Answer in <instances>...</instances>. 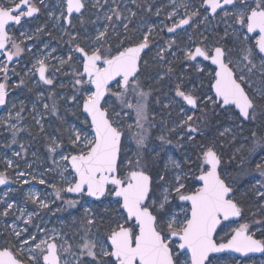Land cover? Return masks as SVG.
Returning <instances> with one entry per match:
<instances>
[{"label":"snow or ice","instance_id":"snow-or-ice-1","mask_svg":"<svg viewBox=\"0 0 264 264\" xmlns=\"http://www.w3.org/2000/svg\"><path fill=\"white\" fill-rule=\"evenodd\" d=\"M129 3L138 10L142 7L140 0H55L51 6L45 0H0V107L7 109L0 128L11 133L13 144L25 130L18 124L26 106L20 101L17 109L10 92L28 84L20 78L10 87L12 76H19L10 65L32 48L21 47L10 32L35 18L43 6L66 53L55 55L57 49L51 48L36 56L25 72L29 79L37 78V86L40 82L49 86L47 97L44 92L36 94L43 111H38L37 103L31 111L46 139L50 164L32 180L53 188L58 200L69 193L91 198L89 205L108 201L102 215L91 206L83 207V215L72 222L71 238L38 225L35 233L30 231L38 210L50 207L38 193L27 194V201L36 205L31 212L3 201L0 216L16 210V219L25 227L13 223L8 226L10 234H2L0 264H219L214 254H264V220H244L228 171L235 164V171L243 172L254 163L256 195L264 200V132L252 130L251 143L237 147L227 162L219 140L205 135L209 113L227 112L238 122H255L258 111L264 113V0H199L198 5L172 0L174 10L167 17L172 26L167 31L176 34L189 26L193 33L183 47L172 39L158 48L153 57L157 70L146 77L147 84L142 76L150 66L144 54L151 50L155 28L137 26V11ZM91 9L97 13L91 21L93 31L81 33L73 24L74 14L83 26ZM155 14L159 16L160 9ZM201 25L210 36L200 31ZM46 27H38L36 33ZM197 35L199 39H194ZM20 36L36 38L26 31ZM49 48L44 44V49ZM58 73L70 76V96L55 91ZM163 81L172 85V96L163 107L179 105L178 119L170 123L157 121L153 108L161 103L154 85ZM46 113L57 119L55 133L44 127ZM69 113L79 126L67 119ZM217 135L236 139L230 128L217 130ZM27 151L21 144L14 155L23 158ZM5 163L0 185L10 183L7 169L15 171L20 183H29L23 178L30 173L18 170L11 159ZM47 173H55L59 184L45 179ZM63 202L67 208L80 203L78 199ZM225 222L236 224L225 232L227 239L218 234Z\"/></svg>","mask_w":264,"mask_h":264},{"label":"rangeland","instance_id":"rangeland-1","mask_svg":"<svg viewBox=\"0 0 264 264\" xmlns=\"http://www.w3.org/2000/svg\"><path fill=\"white\" fill-rule=\"evenodd\" d=\"M18 2V0H17ZM103 3V0H101ZM142 7L141 9H136L134 5L131 3L128 4V7L132 8L134 11H137V17L135 18V22L137 26L143 24L147 27L154 26L155 28V36L154 41L151 47V50L146 52L145 59L149 62V69L150 73H145V76H142V79L145 80V83H149L146 79L147 76L154 75L155 71L157 70V65L153 61V57L155 56L156 51L159 47H162L166 44L167 41L175 39L177 44L180 47H183L185 43H190L188 37L193 33V28L189 26H185L187 31L184 30H177L176 34L169 33L167 31V27H171L172 23L167 19L168 14L172 12L173 4L172 0H140ZM190 3L198 5L199 0H189ZM46 4L55 3V0H45ZM120 3V0H118ZM179 0H177V4ZM151 7V12H146L144 9L146 7ZM41 13L38 14L35 18H30L28 20H24L22 25L14 26L11 30L10 34L14 35L16 42L21 45V47L29 46L32 48L31 52L25 51L21 54L20 57L15 58L14 62L10 65V67L15 68L16 72L19 73V76H12L9 84L11 85L18 83L20 78H23L27 81L28 87L24 88H11V100L17 104V109L19 108L20 101H23L26 110L22 113L24 120L18 124V127H22L25 130L20 132L16 137L17 143L13 144L11 133L4 128H0V172L6 170V163L7 159H11L15 162V164L19 165L20 171H24L25 173H30L31 175H26L23 179H27L29 181L28 184L20 183L16 177V173L13 169H7V173L9 176L10 184L7 185H0V212L4 210V203L3 201L7 200V202H15L18 208H24L26 211L31 212L36 209V205L32 204L31 202L27 201V194L29 192H35L40 195L42 199H45L49 202V209H39V214L34 217L33 225L28 226L30 231L36 232V226L38 225L42 229L52 230L56 229L57 232L63 231L66 232L69 237H73L75 233V227L73 226V220L78 219L83 215V207L91 206L93 207L94 211L98 215H102L104 212L105 206L108 204V201L105 204H92L89 205V201L91 198H80L77 195H72L69 193H62V200H58L55 197V193L53 188L48 187L46 185H41L36 180H32V175H36L37 177L43 172L44 168L47 164H50V160L47 158V151H46V139L44 134L39 133L38 126H36L35 121L33 120V116L36 113L31 111L33 103H37L38 111H43L42 104L36 101V94L39 92H44L45 97L48 94V87L43 85L42 82L39 83L37 86V78L29 79L28 76L25 75V72L31 68L32 63L34 62L36 56L41 55L43 52L50 50L51 48H56L57 52L55 55H64L66 53V45L59 39L60 32L52 27V22L49 21L47 17V10L41 6ZM156 9H160V15L157 16ZM103 9L100 11V15L103 14ZM180 14L183 15L184 9L181 8ZM96 10L91 9L89 12L85 13V23L83 26L80 24V18L78 14H74L73 24L76 25V30L81 31L83 33L84 29H88L89 32L93 31V25L91 23L92 20L95 19ZM180 17H176L178 20ZM47 24L45 31L37 34L36 29L38 27H42ZM215 24V21H213ZM99 26V25H97ZM223 28L224 25L220 24L219 26V34L223 36ZM21 31H26L29 35H35V39L25 40L23 37L20 36ZM200 31L204 32V35L210 36V31H205L203 25L200 26ZM49 32L51 35H49ZM194 39H199V36H194ZM44 44H49V49H44ZM231 46V45H229ZM176 49L174 48L173 51ZM179 54V53H178ZM169 59H173L171 56L168 57ZM3 59V57H0ZM52 63H56L53 61ZM206 63V62H205ZM178 67L177 71H181ZM174 79V78H173ZM199 82V80H197ZM63 83L65 87L61 88L59 85ZM199 84V83H198ZM56 88L55 91L61 96H70L72 94V88L70 84V76L57 74L56 76ZM156 88L159 89L156 96L160 98L161 103L159 105H153L154 111L156 113L157 121H167L171 122L173 120L178 119V115L174 116L169 119L170 115H176L179 111V105L172 106L171 108L165 109L163 107L164 104L168 103V98L172 96V92L170 91L172 85L168 81L160 82L159 84L154 85ZM191 87V85H189ZM28 88H32L33 91H29ZM45 102H49L45 100ZM61 104L63 102L61 101ZM7 108H11V103L8 104ZM63 110V109H62ZM7 109L3 107L0 110V117H6ZM260 115H264V113H260L258 111L257 119H259ZM67 119L70 122H74L79 126L80 121L74 120L71 113H69ZM231 123L224 128H230L233 130L236 139L232 140V136L229 135L227 139L230 142H236L237 139L240 144L237 146L239 147L241 144L247 145L243 143L246 137L240 136L243 129L240 127L241 122L236 120L235 115H231L230 117ZM15 123V121H14ZM44 127L48 133H55L57 127H59L56 117L51 116L49 114H45V118L43 120ZM239 124V126H237ZM223 128V129H224ZM223 131V130H222ZM39 133V134H38ZM23 144L25 148H27V153L23 154V158H18L14 155L15 152L20 151V145ZM237 147L232 148V152L235 151ZM33 153H36V156L33 157ZM233 154V153H232ZM231 154V155H232ZM177 158H179L180 153L177 151L175 153ZM230 155V156H231ZM33 157V158H31ZM37 157L40 159L37 160ZM253 160H258L256 157H251ZM31 164V168L27 165ZM233 171H230L234 177L235 184H241L242 188L240 189V194L243 197L249 195L250 200L252 202L246 203L243 208H247L248 216L244 218L247 221L253 220H264V208H261V204H264V200L259 198L256 195V188L254 187L255 184V176L254 173V163L251 168L245 167L243 172L235 171V164ZM45 179L49 180L51 183L59 184V178L55 175V173H47L45 175ZM11 188L13 191L9 192L8 189ZM264 190V189H262ZM7 193V195H5ZM69 199H78L80 201L79 204L75 208H67L63 201ZM111 198H109V201ZM58 209H60L58 211ZM255 213V215H253ZM19 216V212L14 210L9 214L7 217L0 216V243H4V237L2 234L6 232V234H10L11 228L8 227L15 223L18 228H23L25 225L23 224L22 220H17L16 217ZM235 223L225 222L221 225L220 229L218 230V234L221 237H225V232L229 230V227H235ZM255 227H259V225H255ZM43 235V233H40ZM259 236V232H257V237ZM227 239V237H225ZM215 257L219 258V264H235L236 261H239L240 264H264V254L261 255H251L247 257H242L234 252H226L221 253L218 255H214Z\"/></svg>","mask_w":264,"mask_h":264},{"label":"flooded vegetation","instance_id":"flooded-vegetation-1","mask_svg":"<svg viewBox=\"0 0 264 264\" xmlns=\"http://www.w3.org/2000/svg\"><path fill=\"white\" fill-rule=\"evenodd\" d=\"M147 51L148 50H146V52ZM144 56H146V53L144 54ZM147 72L150 73V71H147ZM193 83L198 84L199 82H197V80L194 79ZM156 94H157V92H156ZM231 115L232 114H230V113L220 112V111H218L215 115H213L212 113H209V116H208L209 124H208V127L205 128V135L206 136H209V137L215 136L219 140L220 144L222 145L223 157H224V160L226 162L229 160L230 155L233 153L232 148L237 147L241 142L237 139V141L233 143V142H230L227 138H220L217 135V130L222 131L224 127H227V125H229L231 123V119H230ZM173 116H174V118H176L175 116H177V114L176 115L175 114L169 115V117H170L169 119H171ZM240 127L243 129L240 136L246 137V139H244V141H242V142L246 143L248 145L251 143V131L252 130L257 129L259 131L264 132V115H260L259 119H257L255 122L243 121V122H241ZM198 139H199V137H198ZM33 157H31V158H33ZM258 158L259 157H256V159H258ZM228 169L230 171H233L234 165H231ZM235 185H236V199L240 201L241 206L243 208V206L246 203H248V202L250 203V202H252V200H250L249 195L246 197H243L240 194V189L242 188V185L240 183L235 184ZM243 212H244V218H246L248 216V214L246 213L247 208L246 209L243 208ZM4 234H6V232ZM3 237H4V235H3ZM257 238H260V235Z\"/></svg>","mask_w":264,"mask_h":264},{"label":"water","instance_id":"water-1","mask_svg":"<svg viewBox=\"0 0 264 264\" xmlns=\"http://www.w3.org/2000/svg\"><path fill=\"white\" fill-rule=\"evenodd\" d=\"M15 59V58H14ZM3 109V107H0V110H2ZM72 195H76V194H72ZM219 230V229H218ZM230 252V251H229ZM224 253H226V252H224ZM218 254H221V253H218ZM218 254H214V255H218ZM238 255H240L239 253H237ZM261 253H255V254H249V256H251V255H260ZM241 256V255H240ZM242 257H245V256H242Z\"/></svg>","mask_w":264,"mask_h":264},{"label":"trees","instance_id":"trees-1","mask_svg":"<svg viewBox=\"0 0 264 264\" xmlns=\"http://www.w3.org/2000/svg\"><path fill=\"white\" fill-rule=\"evenodd\" d=\"M151 72V71H150Z\"/></svg>","mask_w":264,"mask_h":264}]
</instances>
